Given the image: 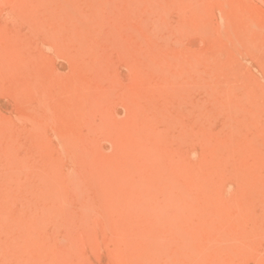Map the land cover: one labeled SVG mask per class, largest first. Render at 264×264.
I'll list each match as a JSON object with an SVG mask.
<instances>
[{
    "label": "rangeland",
    "instance_id": "obj_1",
    "mask_svg": "<svg viewBox=\"0 0 264 264\" xmlns=\"http://www.w3.org/2000/svg\"><path fill=\"white\" fill-rule=\"evenodd\" d=\"M0 264H264V0H0Z\"/></svg>",
    "mask_w": 264,
    "mask_h": 264
},
{
    "label": "bare ground",
    "instance_id": "obj_2",
    "mask_svg": "<svg viewBox=\"0 0 264 264\" xmlns=\"http://www.w3.org/2000/svg\"><path fill=\"white\" fill-rule=\"evenodd\" d=\"M9 162V161H8ZM181 187V186H180ZM182 188V187H181ZM79 189V188H78ZM80 190V189H79ZM167 190V189H166ZM184 190V189H183ZM175 191V190H174ZM112 192V191H111ZM170 192V191H169ZM110 193V192H109ZM79 194V193H78ZM166 194V193H165ZM169 194V193H168ZM111 195V194H110ZM98 196V195H97ZM111 196H113V195H111ZM118 196V195H117ZM116 196V197H117ZM114 197V196H113ZM116 197H114V198H116ZM119 197H120V195H119ZM119 197H118V199H119ZM178 197V196H177ZM101 200V199H100ZM121 200V199H120ZM123 201V200H122ZM96 202V201H95ZM180 202V201H179ZM93 203V202H92ZM179 208H181V207H179ZM188 209V208H187ZM177 211V210H176ZM164 218V217H163ZM164 220V219H163ZM183 229V228H182ZM171 236V235H170ZM182 241V240H181ZM168 242V241H167ZM169 243V242H168ZM173 243V242H172ZM170 244H171V241H170ZM172 245V244H171ZM184 246V245H183ZM186 247V246H185ZM189 252V251H188ZM188 252H186V253H188ZM192 253H193V251H191ZM190 253V252H189ZM193 254H191L190 256H192ZM181 256H182V254H181ZM186 256V255H185ZM224 257V256H223ZM222 257V258H223ZM223 260V259H222ZM220 261V260H219ZM224 261V260H223ZM182 262V261H181ZM189 262V261H188Z\"/></svg>",
    "mask_w": 264,
    "mask_h": 264
}]
</instances>
